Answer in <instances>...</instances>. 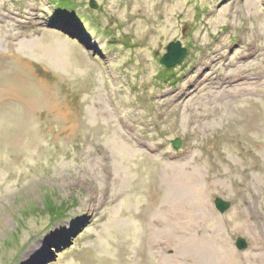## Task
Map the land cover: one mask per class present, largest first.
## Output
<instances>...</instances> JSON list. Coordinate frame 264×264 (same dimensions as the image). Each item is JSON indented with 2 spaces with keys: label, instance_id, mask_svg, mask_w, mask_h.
I'll return each mask as SVG.
<instances>
[{
  "label": "rangeland",
  "instance_id": "rangeland-1",
  "mask_svg": "<svg viewBox=\"0 0 264 264\" xmlns=\"http://www.w3.org/2000/svg\"><path fill=\"white\" fill-rule=\"evenodd\" d=\"M0 264H264V0H0Z\"/></svg>",
  "mask_w": 264,
  "mask_h": 264
},
{
  "label": "bare ground",
  "instance_id": "bare-ground-1",
  "mask_svg": "<svg viewBox=\"0 0 264 264\" xmlns=\"http://www.w3.org/2000/svg\"><path fill=\"white\" fill-rule=\"evenodd\" d=\"M197 193V198L200 199V193L196 192ZM200 202V200H199ZM108 203L109 201L107 202V204L103 207V209H105L107 206H108ZM199 203H196V204H192L190 206H184L185 204H180L178 205V209L176 210V206L175 205H168L166 207L167 208H170L168 210L172 211L170 212V217L172 219H176L177 220V230H180V228L183 229V232L184 233H187V237L184 235L183 237V241L182 239L179 240V243L177 244V248H181V247H185L187 248V252L190 256L194 255L195 253L194 252H197V251H201V252H205L209 249V246L208 244L206 243L205 240H202V239H199L198 237L196 236H191V234L188 232V229L190 228L191 226V223H190V219H192V210H193V207L197 206ZM167 210V211H168ZM173 236L172 235H168L165 237V240L163 241L167 246L168 245H171L173 243ZM44 248L43 246L40 247V249L36 252H34L32 254V256H30V259L34 258V257H37L39 253H41L40 251H42ZM40 257V256H39Z\"/></svg>",
  "mask_w": 264,
  "mask_h": 264
},
{
  "label": "water",
  "instance_id": "water-1",
  "mask_svg": "<svg viewBox=\"0 0 264 264\" xmlns=\"http://www.w3.org/2000/svg\"><path fill=\"white\" fill-rule=\"evenodd\" d=\"M92 3H94V1H92ZM167 49V52L161 57V61L169 67L180 62L187 53V47L183 46L180 40L172 41L168 45ZM173 144L175 147H179L181 144V139H174ZM215 205L221 212H225L230 207L231 201L225 200L218 196L215 198ZM235 244L239 249H244L249 246L248 240L242 235L237 237Z\"/></svg>",
  "mask_w": 264,
  "mask_h": 264
},
{
  "label": "trees",
  "instance_id": "trees-1",
  "mask_svg": "<svg viewBox=\"0 0 264 264\" xmlns=\"http://www.w3.org/2000/svg\"><path fill=\"white\" fill-rule=\"evenodd\" d=\"M68 4H70V3H68ZM53 205V204H52ZM53 206H55V205H53ZM68 217V216H67Z\"/></svg>",
  "mask_w": 264,
  "mask_h": 264
}]
</instances>
